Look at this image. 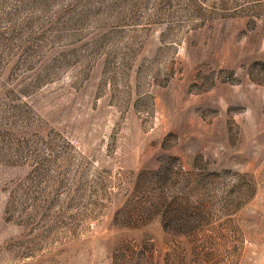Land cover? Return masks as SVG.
Listing matches in <instances>:
<instances>
[{"label":"rangeland","instance_id":"obj_1","mask_svg":"<svg viewBox=\"0 0 264 264\" xmlns=\"http://www.w3.org/2000/svg\"><path fill=\"white\" fill-rule=\"evenodd\" d=\"M0 264H264V0H0Z\"/></svg>","mask_w":264,"mask_h":264}]
</instances>
